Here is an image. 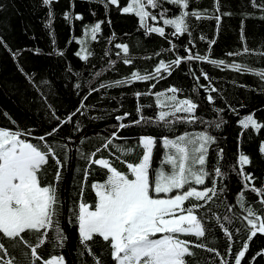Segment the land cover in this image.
I'll list each match as a JSON object with an SVG mask.
<instances>
[{
  "label": "trees",
  "instance_id": "16d2710c",
  "mask_svg": "<svg viewBox=\"0 0 264 264\" xmlns=\"http://www.w3.org/2000/svg\"><path fill=\"white\" fill-rule=\"evenodd\" d=\"M73 2L74 7H72ZM130 2L131 0H119V7L108 4L107 8L103 3L88 2V0L54 2L52 11L55 18L51 32L54 33L56 48L65 53L63 57H59L49 55L53 48V37L50 35V30L45 27L49 8L44 6L41 0H0V36L13 51L22 50L18 62L26 72L35 74L36 82L48 81L47 84L40 85L37 90L17 70V61L13 60L3 46H0V127L31 131L32 137L28 139L33 143H39L34 137L43 135L58 125L59 122L54 118V114L61 120L64 119L79 106L90 89L99 88L102 83L124 79L133 71H140L141 74L152 72L160 60L167 63L176 56L187 55L186 48H192L194 53L207 55L210 59L224 60L228 64L240 63L255 69L264 68V58L257 54L227 55L228 52L242 50L241 21H243L244 43L256 53L264 51L262 47L264 20L259 18L264 13L253 8L250 0H220V13L231 12L232 15L222 16L218 30L215 19L196 20L189 17L191 35H172L174 29L163 25L162 20L149 21L153 26L164 27L165 37L157 33H146L134 13H123L120 10ZM257 3H260V0H257ZM163 7L169 9L168 18H173L181 11L168 3H164ZM213 7L214 0H190L187 11L207 10L209 15H213ZM151 11L158 13L159 10ZM66 12L82 14L84 19L66 20L64 18ZM93 12L95 15H92ZM99 21L105 23L102 24L97 39L93 41L90 33L84 35V29ZM201 36L204 39H200ZM81 39L84 43L78 44L76 41ZM213 39L216 43L210 45L209 41ZM116 44L129 46L128 57L132 59V65H125L122 62L124 54L115 47ZM173 45L176 47L173 48ZM82 47L92 53L88 61H83L75 55ZM35 48L41 49L42 54L34 55L29 51ZM117 52H120L119 56ZM111 61L115 63L111 64ZM97 72L100 73L99 76L96 75ZM201 72H206L210 79L205 80ZM193 73L195 76H200L198 81L194 79ZM164 75L166 78L159 82L152 80L133 82L122 87L99 88V91L93 92L84 101L86 107L82 110L83 114L77 113L73 117V123L64 125L54 138H48L54 146L68 144L70 149L67 153V166L62 171V180L58 185L63 211L60 221L68 240L63 248H54L45 244L38 249L39 254L44 258H48L51 254H63L68 264H93L94 258H99L102 264H115L110 255L111 249L100 238L97 237L91 243L94 256L84 253L79 242L78 225L74 223L73 210L81 199L79 194L82 186V200L94 205L96 197L90 185L93 182H103L106 175L104 170L93 165L91 174L85 181L84 170L87 162L80 158L77 149L85 154H91L97 148H102L106 138H109L113 131H118L119 136L123 138L115 140L114 145L124 147H135L140 136L153 135L158 138L154 149L153 166L155 167L165 152L159 137L167 136L175 139L185 133L207 131L216 137V144L209 151L207 169L214 172V167L219 166L225 176L222 179L216 178L217 187H223L224 191L198 211V215L204 217L208 229L202 242L208 248L218 250L221 255L229 259L230 264H234V256L243 244L248 243L249 250L242 264H264V256H256L258 252L264 250V234L258 233L249 241L248 227L243 220L246 213L238 203L239 192H245L248 207L255 208L258 213L264 212V208H261L260 198L245 189L242 177L237 175L238 154L244 152L252 160V164L246 165L244 171L255 177L254 184L257 187H264V154L259 151V145L264 141V129L259 132L251 128L242 130L238 123L240 117L252 112H255L258 122H264V92L260 91V88L264 87V82L251 74L238 73L230 68L216 67L206 61L196 60L181 63L179 68L172 71V75L167 76L166 73ZM77 83L81 85L80 89L75 88ZM152 83H156V88L150 89ZM200 85L215 87L218 90L211 93L214 103L210 104L207 101L208 92ZM172 86L182 89V92L177 94L178 99L191 98L200 105L196 112L199 118L196 123L175 122L171 127L162 123L151 125L142 123L123 130L118 129L120 122L115 117L126 112L131 113L123 121L126 124L130 123L138 118L139 114L136 111L138 106H142L140 114L145 117L155 120L158 115L160 109L155 104V96L142 95L137 100L135 96L137 91L143 93L151 90L155 93L165 91ZM241 105L244 107L241 108ZM229 106L238 108L239 115H234L229 110ZM216 108H222L224 111L218 113L215 111ZM77 120L79 129L75 124ZM221 121H223L222 126L217 129L215 124ZM68 136L71 140L67 139ZM221 148L224 150V156L219 159L218 150ZM56 151L63 160L65 152L60 148ZM141 154L142 149L137 148L134 154L124 158L135 161ZM101 156L109 157V152L102 150L97 154V158ZM115 166L126 171L125 166L118 161L115 162ZM55 171L54 162L50 159L42 176L43 181L53 182ZM205 186H211V178L206 180ZM217 216L221 218L219 221L215 219ZM224 216L232 218V222L223 220ZM70 220H73V223H69ZM220 224H224L233 232L231 256L226 253L229 241ZM51 235L54 233H50ZM25 237L35 242V234L26 233ZM181 238L195 239L190 236ZM4 242L10 251H19L12 248L11 241ZM194 251L196 260L190 261V264H220L219 258L213 253L204 249ZM254 256L256 259L253 261ZM37 264L40 262L37 261Z\"/></svg>",
  "mask_w": 264,
  "mask_h": 264
},
{
  "label": "snow or ice",
  "instance_id": "6c2138e0",
  "mask_svg": "<svg viewBox=\"0 0 264 264\" xmlns=\"http://www.w3.org/2000/svg\"><path fill=\"white\" fill-rule=\"evenodd\" d=\"M44 6L49 8L47 13L48 22L45 25L52 35V51L49 55L63 57L64 51L56 48L54 33L51 32L54 20L52 5L58 0H41ZM88 2L103 3L105 8L108 4L119 7V0H88ZM164 3L176 6L181 9L178 15L168 18L169 9L163 7ZM251 6L264 13V0H250ZM190 0H131L127 6L120 10L123 13H134L139 18L142 27L146 33H157L161 37L166 36L164 27H156L149 21L162 20L163 25L171 26L174 29L172 35H191L189 17L196 20L215 19L217 30L222 21V16H231V12L220 13V0H214L213 15H209L207 10L187 11ZM74 7V2L72 4ZM158 9V13L151 11ZM92 15H95L93 12ZM246 16L248 14H245ZM66 20H83L82 14L65 13ZM264 20V15L259 17ZM105 21H99L91 26L85 27L84 35L91 34V39L95 41L97 34L101 32V26ZM110 23V21L108 22ZM200 39H204L203 36ZM243 21H241V41L242 50L228 52V56H240L242 54H257L264 58V51L256 53L244 43ZM78 44H83L84 40H77ZM191 43V41H189ZM216 41L210 40L209 44H215ZM0 46H3L14 61H17V70L39 90L40 85L47 84L48 81L41 80L36 82L35 74L26 72L24 67L19 64L18 57L22 50L13 51L8 47L4 38L0 36ZM117 49L122 50L124 54L123 63L132 65L133 61L128 57L129 46L127 44H116ZM173 48L176 46L173 45ZM264 47V45H262ZM34 55H41L39 48L30 49ZM187 55L176 56L175 59L165 62L160 60L154 71L141 74L140 71H133L124 79L114 80L111 83H102L99 88L122 87L131 85L133 82H148L155 80L159 82L166 76L172 75V71L179 68L181 63L196 61H206L216 67L230 68L238 73L243 72L254 75L259 81L264 82V68L255 69L240 63L228 64L224 60L210 59L207 55L194 53L192 48H186ZM92 53L84 47L77 51L75 55L83 61H88ZM120 52H117V56ZM114 64L115 61H111ZM71 71V69H69ZM77 75H79L77 73ZM100 75L99 72L96 73ZM197 81L200 76H195ZM205 80H209L206 72H201ZM81 85L77 83L76 89ZM204 88L207 95V101L214 103L212 92L218 91L215 87L200 85ZM99 88H92L85 95L79 106L64 119L59 116L54 118L59 122L50 131L43 135L34 137L39 143L30 142L31 131L10 130L0 127V264H68L63 254H51L44 258L39 254L38 249L45 244L54 248H63L68 240L65 230L61 225L60 217L63 214L62 202L60 200L58 185L62 180V171L67 166V153L70 151L68 144L53 145L49 137H55L60 129L73 123V117L77 113H82L85 109L84 101L93 92L99 91ZM156 88V83L150 85V89ZM195 90V89H194ZM264 92V87L260 88ZM182 89L175 86L169 87L165 91L151 90L147 92L135 93L137 100L142 95L155 96V104L160 109L155 120L145 117L142 113V106H138L136 111L139 114L136 120L130 123H124L131 113L117 115L115 119L119 121L118 129L123 130L140 124L151 125L153 123H162L171 127L175 122H187L194 124L199 119L196 115L200 107L193 99H178V93ZM171 93V95H169ZM244 107L243 105L240 106ZM165 109H168L167 111ZM229 110L234 115H239V109L229 106ZM216 112H223L224 109L216 108ZM184 114V115H178ZM171 118V119H170ZM203 123V121H201ZM13 123H15L13 121ZM223 121L216 123L218 129ZM242 130L249 128L259 132L264 129V122H258L255 118V112L244 115L238 120ZM79 129V121L75 122ZM243 135V131L240 133ZM71 140V137H67ZM118 131H113L102 148H97L91 154H85L79 151L80 158L86 160L87 166L84 170V180L86 181L91 174L93 165L104 170L106 179L103 182H93L90 187L94 191L96 201L94 205L84 202L83 186L80 192L81 199L73 210V220L78 225L79 242L84 249V253L93 255L91 243L98 237L111 249V258L115 264H190V261L196 260L195 249H204L213 253L219 258L220 264H230L229 259L221 255L218 250L208 248L202 242L206 237V224L204 217L198 215V211L205 208L213 198H217L224 191L223 187H217L216 178H223L225 173L221 167H214V172L207 169L210 148L216 144V137L207 131H201L195 134L185 133L170 139L167 136L159 137L161 145L165 152L159 159L157 166H153L154 149L158 138L153 135H142L138 138L135 147H124L114 145L115 140H122ZM83 143V141H81ZM60 148L65 152V158L62 160L56 149ZM142 149V154L135 161H128L124 157L132 155ZM102 150L109 152V157H99L97 154ZM259 151L264 154V141L259 145ZM224 150H218V158L222 159ZM114 157V159L112 158ZM50 159L54 162L56 171L53 182L43 181L42 176L49 165ZM123 164L125 170H120L115 166V162ZM252 160L244 152L238 154L239 171L237 175L242 177L243 187L250 193H255L259 197L261 208H264V187H257L254 184L255 177L251 173L244 171L246 165H251ZM211 178V186H205L206 180ZM197 186H203L198 188ZM173 193H175L173 195ZM163 194V195H161ZM238 203L246 215L243 220L248 227L249 241L257 234H264V212H257L255 208L248 207V201L245 199V192H239ZM231 211V209H229ZM217 221L221 218L215 217ZM70 220L69 223H73ZM223 220L228 223L232 218L224 216ZM224 235L229 241V247L226 249L228 256H231L233 232L224 224H220ZM35 234V242H31L25 237V234ZM50 233L54 235L50 236ZM159 236V238H157ZM194 237V240L181 237ZM12 242V248L18 249V252H12L4 242ZM248 243H244L242 248L234 256V264H242L246 253L248 252ZM84 253H81L82 255ZM256 256H264V250L258 252ZM256 256L252 257L254 261ZM93 264H102L99 258H94Z\"/></svg>",
  "mask_w": 264,
  "mask_h": 264
},
{
  "label": "rangeland",
  "instance_id": "374dc122",
  "mask_svg": "<svg viewBox=\"0 0 264 264\" xmlns=\"http://www.w3.org/2000/svg\"><path fill=\"white\" fill-rule=\"evenodd\" d=\"M30 142H31V141H30ZM174 194H175V193H174ZM174 194H173V195H174ZM161 195H162V194H161ZM157 238H159V236H158Z\"/></svg>",
  "mask_w": 264,
  "mask_h": 264
}]
</instances>
